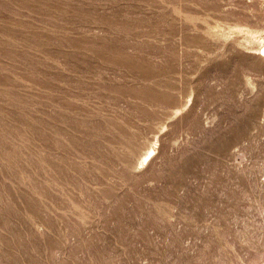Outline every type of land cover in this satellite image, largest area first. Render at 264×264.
<instances>
[{"label": "rangeland", "instance_id": "obj_1", "mask_svg": "<svg viewBox=\"0 0 264 264\" xmlns=\"http://www.w3.org/2000/svg\"><path fill=\"white\" fill-rule=\"evenodd\" d=\"M263 39L264 0H0V264H264Z\"/></svg>", "mask_w": 264, "mask_h": 264}, {"label": "bare ground", "instance_id": "obj_2", "mask_svg": "<svg viewBox=\"0 0 264 264\" xmlns=\"http://www.w3.org/2000/svg\"><path fill=\"white\" fill-rule=\"evenodd\" d=\"M47 2H48V1H47ZM39 4H40V2H39ZM41 4H42V1H41ZM45 4H47V3H45ZM43 7H44V4H43ZM45 7H48V4H47V6H45ZM192 19H193V18H192ZM66 34H67V33H66ZM9 37H10V36H9ZM4 38H5V37H4ZM5 39H6V38H5ZM3 40H4V39H3ZM3 42L5 43L6 40L3 41ZM7 44H8V43H7ZM7 44H6V45H7ZM4 45H5V44H4ZM8 45H9V44H8ZM5 47H6V46H5ZM11 47H12V46L10 45V48H11ZM7 49H9V48L7 47ZM260 56H264V39H263L262 46H261V48H260ZM3 89H4V88H3ZM1 90H2V89H1ZM71 104H73V103H71ZM79 104H80L81 110L83 111V110H84V106H86L85 104H87V103H85V104H83V103H79ZM83 105H84V106H83ZM87 105H88V104H87ZM82 106H83V107H82ZM88 106H89V105H88ZM88 106L85 107V108H88ZM62 108H63V107H62ZM78 108H79V107H78ZM82 108H83V109H82ZM78 110H79V109H78ZM97 110H98V108H97ZM63 111H65V110H63ZM66 111H67V110H66ZM73 112H74V111H73ZM80 112H81V111H80ZM65 113H66V112H65ZM69 113H70V112H69ZM83 113H84V111H83ZM66 114H67V113H66ZM78 114H79V113H78ZM87 114H88V113H87ZM72 115H74V114L72 113ZM75 115H76V114H75ZM90 115H91V114H90ZM90 115H89V116H90ZM86 116H87V115H86ZM78 117H79V116H78ZM81 117H83V116H81ZM76 118H77V117H76ZM84 118H85V116H84L83 118H81V119H84ZM88 118H89V117H88ZM79 120H80V118H79ZM90 120H91V119H90ZM82 121H84V120H82ZM85 121H86V119H85ZM87 122H88V121H87ZM85 123H86V122H85ZM16 125H17V124H16ZM43 125H44V124H43ZM111 125H112V124H111ZM114 125H115V124H114ZM114 125H113V127H114ZM41 126H42V124H41ZM44 127H46V126H44ZM33 128L35 129L36 127H33ZM119 128H120V127H119ZM110 129H111V128H110ZM110 129H109V132L111 131ZM114 129L117 130V128H115V127H114ZM119 130H120V129H119ZM119 130H117V131H119ZM120 131H124V130L121 129ZM36 132H37V129H36ZM124 132H127V131H124ZM124 132H123V133H124ZM56 133H57V132H56ZM56 133H55V134H56ZM111 133H113V129H112V132H111ZM119 133H120V132H119ZM123 133H121V134H123ZM55 134H54V135H55ZM57 134H60V133H57ZM115 134L118 135V136H120L119 134H117V133L114 132V135H115ZM125 134H126V133H125ZM0 136H1V134H0ZM121 136H122V135H121ZM126 136H127V134H126ZM1 138H2V137H1ZM55 140H57L56 137H55ZM139 140H140V139H139ZM69 142H71V141L69 140ZM67 143H68V142H67ZM71 143H72V142H71ZM138 145H140V144H138ZM68 147H69V146H68ZM66 149H67V147H66ZM68 149H69V148H68ZM71 149H72V148H70L69 151H70ZM25 151H26V150H25ZM139 151H140V150H139ZM155 151H156V150H154L153 147H152V148H151V149H150L145 155L143 154L144 157L142 156L143 159H142V161H141L140 163H141V164H144V163H146V162H149V161L153 158V156H154V154H155ZM73 152H74V150H73ZM73 152H72V155H73ZM137 152H138V151H137ZM76 153H77V152H76ZM134 153H135V152H134ZM45 154H46V153H45ZM135 154H136V153H135ZM74 155H75V154H74ZM133 155H134V154H133ZM6 156H7V155H6ZM46 156H47V154H46ZM7 157H8V156H7ZM7 157H6V158H7ZM33 157H34V156H33ZM4 158H5V157H3V159H4ZM29 158H30V157H29ZM35 159H36V158H35ZM75 159H76V158H75ZM8 160H9V159H8ZM15 160H16V159H15ZM6 162H7V161H5V163H6ZM6 169H7V168H6ZM7 171H8V170H7ZM10 173H11V172H10ZM4 174H5V173H4ZM3 177H4V176H3ZM17 177H18V176H17ZM24 177H25V176H24ZM7 178H8V177H7ZM18 178H19V177H18ZM9 179H10V178H9ZM4 180H5V179H4ZM6 180H7V179H6ZM54 183H56V182H54ZM8 184H9V182H8ZM6 186H8V185H6ZM9 186H10V184H9ZM11 193H12V192H11ZM15 195H16V194H15ZM160 203H161V202H160ZM157 204H158V203H157ZM162 204H163V205H162ZM164 205H165V203L162 202V203H161V206H162L163 208H165ZM159 206H160V205H159ZM159 206H158V207L156 206V207L161 209V207H159ZM167 208H168V206H166L165 209H161V210H162V213H163V210H165V212H166V209H167ZM167 210H168V209H167ZM157 212H160V211L157 209ZM165 212H164L163 214L166 216V215L168 214L169 211H168L167 213H165ZM162 213H161V214H162ZM157 214H158V213H157ZM159 215H160V214H158V216H159ZM167 217H169V215H168ZM166 219H167V218H166ZM222 237H224V236H222ZM222 237H221V238H222ZM223 239H224V238H223ZM224 240H226V239H224ZM228 250H229V247H228Z\"/></svg>", "mask_w": 264, "mask_h": 264}]
</instances>
